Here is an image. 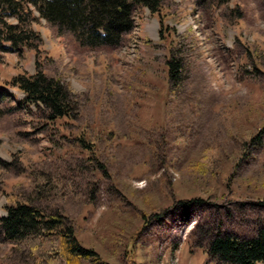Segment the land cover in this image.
Returning a JSON list of instances; mask_svg holds the SVG:
<instances>
[{"label": "rangeland", "instance_id": "rangeland-1", "mask_svg": "<svg viewBox=\"0 0 264 264\" xmlns=\"http://www.w3.org/2000/svg\"><path fill=\"white\" fill-rule=\"evenodd\" d=\"M34 16L38 52H0V216L28 202L61 216L107 264H215L206 247L216 230L256 235L264 0H166L157 14L135 3L133 31L97 49ZM174 57L182 80L172 84ZM37 63L69 86L73 117L50 121L10 87ZM0 264L43 263L0 240Z\"/></svg>", "mask_w": 264, "mask_h": 264}, {"label": "trees", "instance_id": "trees-1", "mask_svg": "<svg viewBox=\"0 0 264 264\" xmlns=\"http://www.w3.org/2000/svg\"><path fill=\"white\" fill-rule=\"evenodd\" d=\"M165 1L0 0V52L21 53L24 49L38 52L42 38L32 29L37 18L34 12L54 26L58 35H71L82 48L118 47L134 29L135 3L157 14ZM167 65L170 83H179L181 61L174 57ZM9 85L25 95L23 104L44 109L50 121L73 117L77 109L69 86L46 75L39 63L34 75L20 74ZM3 93L0 89V118L5 114ZM78 140L86 149L92 146L86 145L83 136ZM180 204L185 209L192 208L188 202ZM5 210L7 216H0V240L28 249L41 263L83 264L88 259L92 264H107L93 250L83 248L75 228L66 227L61 216H47L29 202L9 205ZM216 232L209 237L206 247V254L215 264H264V226L252 237L220 229Z\"/></svg>", "mask_w": 264, "mask_h": 264}]
</instances>
